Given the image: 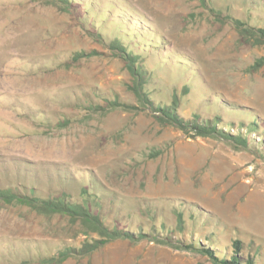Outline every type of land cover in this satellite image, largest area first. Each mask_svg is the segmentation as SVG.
I'll list each match as a JSON object with an SVG mask.
<instances>
[{"label":"rangeland","instance_id":"374dc122","mask_svg":"<svg viewBox=\"0 0 264 264\" xmlns=\"http://www.w3.org/2000/svg\"><path fill=\"white\" fill-rule=\"evenodd\" d=\"M109 1L0 0V188L79 200L81 184L96 182L105 224L152 234L55 264H214L166 238L220 257L239 239V261L264 264V135L240 128L246 147L160 121L110 45L118 35L142 54L155 104L176 95L182 116L197 107L263 130L264 0ZM189 204L211 212L215 229L192 225ZM92 237L79 219L0 200V264H50L39 258Z\"/></svg>","mask_w":264,"mask_h":264},{"label":"trees","instance_id":"16d2710c","mask_svg":"<svg viewBox=\"0 0 264 264\" xmlns=\"http://www.w3.org/2000/svg\"><path fill=\"white\" fill-rule=\"evenodd\" d=\"M106 3L110 5L109 0H107ZM86 5H88V3H86ZM237 26L239 25L237 24ZM245 31L247 35H250V33L247 32L249 30ZM110 45L114 49L120 51V56H122L125 61V65L132 77V84L130 85L131 90L134 91L137 98H139L141 101L151 104V107L158 111L159 114L155 115L160 121L176 126L186 132H192V134L195 136L223 137L236 140L246 147L248 146L247 138L243 135V130H241L240 128L244 127L246 131H248V133L257 132L259 135H264V129L261 130L259 127L261 126L259 124L260 120H253L252 122H247L246 120H244L239 121L238 123L231 121L230 124L227 125L222 114L218 111H213L211 112L212 114L206 115L202 113L201 110L197 107L195 108V110L190 112L189 116H182V114L180 115L181 111L177 108L178 104L176 95H174V98L171 99L170 102L159 101L155 104L152 99H150V96H148L144 88V79L146 77V73L144 72L142 65L138 63L142 54L134 51L128 44L124 42L121 36L118 35H114L111 38ZM172 66L174 67V70L176 72L180 71L179 64L173 62ZM199 95L201 96V98H199L197 102H199V104L206 103L209 105L210 101L203 98V93H200ZM218 101L221 102L220 99L216 100V102ZM224 104L228 106L231 105V103L228 102H224ZM237 107L241 108L242 106L239 105ZM242 109H245V107H242ZM222 123H225L224 126L221 125ZM227 127H229V129L237 127L239 130L236 133H231L229 132V130H224L228 129ZM85 183L86 184H81L79 200L72 199L71 195L66 192L43 197L35 194L29 195L25 192L21 193L20 191L15 190L11 187L0 188V200H3L6 203L16 202L20 204H26L31 208L37 209L38 211H41L43 213H59L68 215L73 219H79L88 229L97 233V237H92V241L84 240L79 248H76L74 246H64L56 251L55 254L43 255L39 258L41 262L50 264L60 263L70 255H73V252H79L82 254L89 253L94 248H97L104 243L117 238L136 237L137 239H141L148 235L152 236V234L142 229L134 234L133 232H130L129 229L118 226L116 222H113L114 224L111 227L105 224L103 220L104 213L102 212V207L105 203L104 199L108 198H106V196L102 194V188L101 186L97 185L96 182ZM111 200L113 202V198H111ZM172 203L174 204V202ZM183 203L185 204L186 202L181 200V204ZM177 207L178 206H174V209L177 215V219L180 223L183 221L182 212L179 210V207ZM188 207L191 211V215L189 218L192 225H211L214 227L213 229H215L216 223L212 222L213 220L210 217L211 212L200 208L197 204H189ZM179 226L181 227V224H179ZM215 234V232L209 230L208 232H205L204 237L208 240V242H213L216 238ZM166 240L169 242V244L177 248L194 250L198 249V251L207 254L214 264H242L239 261L238 253L240 251L239 239H235L234 243L230 245L227 252V257L218 256L213 249H211L210 247H205L203 244H201V247L199 246V248H197L192 243L187 244L184 242H178L176 240L174 242L172 240H168V238H166ZM243 264H252V262L250 259H247L246 263Z\"/></svg>","mask_w":264,"mask_h":264}]
</instances>
